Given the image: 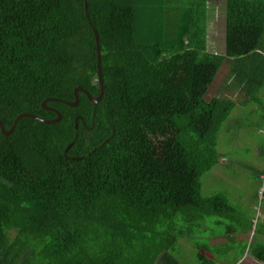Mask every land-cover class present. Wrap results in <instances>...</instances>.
<instances>
[{
	"label": "trees",
	"instance_id": "obj_1",
	"mask_svg": "<svg viewBox=\"0 0 264 264\" xmlns=\"http://www.w3.org/2000/svg\"><path fill=\"white\" fill-rule=\"evenodd\" d=\"M208 1L0 0V120L42 119L0 130V264H180V238L212 264L209 238L250 232L201 178L237 104L264 101V0H225L223 53ZM226 68L243 97L206 98ZM210 217L222 229L200 243ZM263 231L247 246L262 264Z\"/></svg>",
	"mask_w": 264,
	"mask_h": 264
},
{
	"label": "rangeland",
	"instance_id": "obj_2",
	"mask_svg": "<svg viewBox=\"0 0 264 264\" xmlns=\"http://www.w3.org/2000/svg\"><path fill=\"white\" fill-rule=\"evenodd\" d=\"M206 20L207 50L223 53L224 0L207 2ZM226 73L227 68L226 71L218 70L204 95L206 98L211 95L233 99L243 97L235 81H225ZM256 96L262 102L263 94L257 93ZM240 104H237L232 116H229L231 127L222 128L219 132L217 149L223 156H220L212 170L201 178V194H224L228 201L236 206L243 221H252V228L249 233L234 234L230 242H226L224 237L209 238L208 241V236L219 233V229H222V225L216 222L220 218H208L198 232L200 235H197V240L200 243L211 241L210 243L215 245L218 256H206L211 258L212 264H262L247 253V246L253 237H259L258 233L253 235L255 225L264 228V101L260 104L257 99H250ZM259 171H262L260 178L257 176ZM261 238L260 240H263L264 236ZM225 243L231 244L232 249L223 246ZM244 243L245 252L237 261L236 255L240 253ZM206 255L209 256V253ZM176 256L180 264H199L192 242L186 238L179 239Z\"/></svg>",
	"mask_w": 264,
	"mask_h": 264
},
{
	"label": "water",
	"instance_id": "obj_3",
	"mask_svg": "<svg viewBox=\"0 0 264 264\" xmlns=\"http://www.w3.org/2000/svg\"><path fill=\"white\" fill-rule=\"evenodd\" d=\"M84 6H85V11H86L85 0H84ZM93 33H94V35H95V50H96V67H97V75H98L99 82L101 83V71H100V49H99V46H98V38H97L96 32H95L94 30H93ZM78 89H80V88H79V87H76V88L74 89V91H73V94H74V101H73L72 103H68V102H67V103H68L69 105H71V106H75V105L77 104V101H78L77 90H78ZM85 94H86V96H87V98H88V100H89L90 102H92V103L97 102V101L100 99L101 95H102V86H101V84H100V93H99L98 96L93 97V96L89 95L87 92H85ZM42 104H43V103H42ZM21 116H30V117L36 118V119H38V120H42V119H39L38 117H36L35 115H32V114H30V113H21V114H19V115L14 119V121H13L11 127H10L8 130H5V129H4L3 124H2V122H1V120H0V130H1L2 134H4V135L9 134V133L13 130L15 124L17 123V120H18ZM59 118H60V115L57 114V117H56V118H54V119H52V120H43V121H45V122L56 121V120H58ZM75 126H76V125H75ZM69 145H70V144H69ZM69 145H67V146H69Z\"/></svg>",
	"mask_w": 264,
	"mask_h": 264
},
{
	"label": "crops",
	"instance_id": "obj_4",
	"mask_svg": "<svg viewBox=\"0 0 264 264\" xmlns=\"http://www.w3.org/2000/svg\"><path fill=\"white\" fill-rule=\"evenodd\" d=\"M225 1V0H224Z\"/></svg>",
	"mask_w": 264,
	"mask_h": 264
}]
</instances>
